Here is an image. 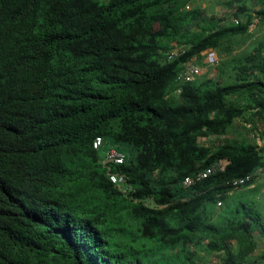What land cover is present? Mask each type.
I'll return each instance as SVG.
<instances>
[{"label":"trees","instance_id":"1","mask_svg":"<svg viewBox=\"0 0 264 264\" xmlns=\"http://www.w3.org/2000/svg\"><path fill=\"white\" fill-rule=\"evenodd\" d=\"M190 1L0 0V264H244L251 221H217L213 204L264 165V65L257 53L231 82L220 67L180 84L249 24L219 27ZM110 145L128 148L110 165L125 185L103 164Z\"/></svg>","mask_w":264,"mask_h":264},{"label":"crops","instance_id":"2","mask_svg":"<svg viewBox=\"0 0 264 264\" xmlns=\"http://www.w3.org/2000/svg\"><path fill=\"white\" fill-rule=\"evenodd\" d=\"M196 2L202 16L212 18L219 27L234 26L236 19H239L241 24L249 21L245 33L228 37L223 42L224 46L219 49L211 48L204 52V65L200 75L203 76L202 79L218 76L220 67H224L223 73H221L224 78L232 77L231 74L235 75L234 69L241 66L242 63L244 65L249 61H252L253 64L257 62L258 59L252 58L257 53L261 55L262 59L259 61L264 65V0H241L240 7L243 11L238 16H236L238 9L234 7L235 0H196ZM225 46L228 48L227 50L224 49ZM210 52L216 53L217 61L214 63H210L206 59ZM209 70L213 73H210ZM260 75L264 79V74ZM224 78L221 80L224 81ZM244 133L248 135L247 131ZM233 136H238V133H233ZM256 141L260 147H264V138L259 136ZM219 201L222 202L221 205H219ZM213 207L217 210L215 218L217 221L222 215L230 214L236 208L244 209L243 214H246V220L252 223V231L247 236L248 244L243 248L247 250L248 254L244 264H264V172L258 171L250 185L232 189L223 200L219 199L217 203L213 204ZM233 244L235 248H238L237 241H234ZM250 246L253 247L248 251ZM210 259L217 262L215 255Z\"/></svg>","mask_w":264,"mask_h":264},{"label":"built area","instance_id":"3","mask_svg":"<svg viewBox=\"0 0 264 264\" xmlns=\"http://www.w3.org/2000/svg\"><path fill=\"white\" fill-rule=\"evenodd\" d=\"M236 24H239V19L235 20ZM185 53V49L181 46H175L172 48V50L168 54V61H173L176 58L182 56ZM206 59L210 63H214L217 61L216 53L210 52L207 54ZM202 74V67L197 63H189L186 65V67L179 73L178 75V82L180 84H185L187 82L195 81L200 75ZM182 87L178 86L177 93H181ZM252 138H255L256 140L259 139V135L256 132H253L251 134ZM106 142L103 136H97L93 140V147L96 150H101L105 147ZM104 160L103 164L108 166V177L113 183H121L123 185L126 184V177L122 174L112 172L111 170V164H123L126 160V153L118 148L117 146L110 145L108 146L104 151ZM224 171V166L220 162H215L211 164L203 173L199 174L198 176H188L182 181V185L184 187H191L196 182L209 177L210 175L221 173ZM258 171L264 172V165L261 166ZM256 172V173H257ZM255 174H249L244 177H239L232 179L228 181L227 183L230 184L233 187H243L250 185L254 178ZM222 202L219 201V205H221Z\"/></svg>","mask_w":264,"mask_h":264},{"label":"rangeland","instance_id":"4","mask_svg":"<svg viewBox=\"0 0 264 264\" xmlns=\"http://www.w3.org/2000/svg\"><path fill=\"white\" fill-rule=\"evenodd\" d=\"M187 8L189 10H192L194 8L197 9L196 0L190 1L188 3ZM197 64H199L201 67H203L204 62L201 61V62H199ZM205 68H206V66H205ZM209 71H210V73H213V71H211V70H209ZM202 77L200 76L198 78L202 79ZM231 81H232V79L226 78V79H224L223 82L224 83H228V82H231ZM240 131H242V130H240ZM235 137L236 136H233V133L228 132V133L222 134V135H210L209 137H200L198 140H199L200 144L208 145V146H210L212 148H215V147H217L220 144H223V143L228 142V141H232ZM122 149L125 150L126 152H128V148L122 147Z\"/></svg>","mask_w":264,"mask_h":264}]
</instances>
